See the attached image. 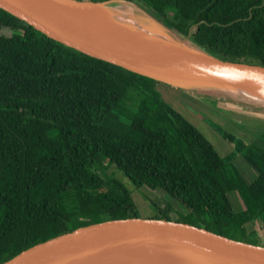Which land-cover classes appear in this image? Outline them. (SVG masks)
I'll return each mask as SVG.
<instances>
[{"label": "trees", "instance_id": "1", "mask_svg": "<svg viewBox=\"0 0 264 264\" xmlns=\"http://www.w3.org/2000/svg\"><path fill=\"white\" fill-rule=\"evenodd\" d=\"M132 1L211 55L264 67V0ZM151 83L0 9V264L79 227L141 218L118 170L176 201L178 222L256 244L264 136L228 137L234 151L221 157ZM240 155L252 178L234 164ZM162 198L149 201L152 218L176 220Z\"/></svg>", "mask_w": 264, "mask_h": 264}, {"label": "water", "instance_id": "2", "mask_svg": "<svg viewBox=\"0 0 264 264\" xmlns=\"http://www.w3.org/2000/svg\"><path fill=\"white\" fill-rule=\"evenodd\" d=\"M0 9L68 48L193 96L264 107L249 101L264 103L263 66L209 54L136 1L0 0ZM3 264H264V245L174 220L125 218L79 227Z\"/></svg>", "mask_w": 264, "mask_h": 264}, {"label": "rangeland", "instance_id": "3", "mask_svg": "<svg viewBox=\"0 0 264 264\" xmlns=\"http://www.w3.org/2000/svg\"><path fill=\"white\" fill-rule=\"evenodd\" d=\"M139 4L143 6L141 2ZM149 85L158 91L162 101L193 124L214 146L221 157L234 151V144L230 143L227 139L228 137H233L235 141L250 144L255 140L258 141L259 135L264 136V132L262 131L264 127V107L239 103L233 100L232 97L224 94L193 96L190 93L162 83H151ZM242 115L252 116L250 118L254 119L245 121ZM258 118H261V120ZM236 160L239 161L238 163L234 162V164L239 168L241 173L247 179L252 178L253 176L248 175L249 164L242 155L237 156ZM113 170L111 168L108 173H111ZM114 172L116 179L130 192L141 218L154 217L157 214V210L153 208L149 201L152 200L157 204V199L162 197L166 203L173 205L176 213L172 212L171 216L176 219L174 221H177V212L186 213L176 201L166 194L158 191L151 193L145 187L136 188L123 172L119 170ZM165 202L161 201V206ZM254 223L249 229L254 230L255 236H251L247 240L264 245V226L260 221H257L258 225Z\"/></svg>", "mask_w": 264, "mask_h": 264}, {"label": "crops", "instance_id": "4", "mask_svg": "<svg viewBox=\"0 0 264 264\" xmlns=\"http://www.w3.org/2000/svg\"><path fill=\"white\" fill-rule=\"evenodd\" d=\"M242 117L244 118L245 121H249V120L254 119V118H250V117H252V116H245V115H242ZM258 119L261 120V118H258ZM255 121H256V120H255ZM263 126H264V124H263ZM262 129H263L262 131L264 132V127H263ZM253 142H254V144H256L258 141L255 140V141H253ZM238 161H239V160H235L234 162H237V163H238ZM248 170H249L248 175L251 176V175H252V171H251V169H250V166H249V169H248ZM257 221H260V220L256 219V220L253 221V222H255V223H254L255 225H258ZM260 222H261V221H260ZM261 223H262V222H261Z\"/></svg>", "mask_w": 264, "mask_h": 264}, {"label": "bare ground", "instance_id": "5", "mask_svg": "<svg viewBox=\"0 0 264 264\" xmlns=\"http://www.w3.org/2000/svg\"><path fill=\"white\" fill-rule=\"evenodd\" d=\"M245 100H246V99H245ZM250 100L254 101V102H252V103L259 104V105H264V103L260 102V101L257 100V99L250 98L249 101H250ZM249 101H247V102H249Z\"/></svg>", "mask_w": 264, "mask_h": 264}]
</instances>
